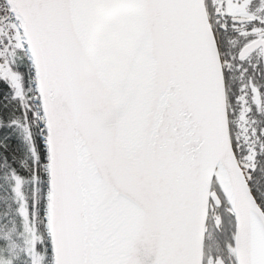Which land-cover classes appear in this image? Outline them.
I'll return each mask as SVG.
<instances>
[{
	"label": "snow or ice",
	"instance_id": "1",
	"mask_svg": "<svg viewBox=\"0 0 264 264\" xmlns=\"http://www.w3.org/2000/svg\"><path fill=\"white\" fill-rule=\"evenodd\" d=\"M0 264H264V0H0Z\"/></svg>",
	"mask_w": 264,
	"mask_h": 264
}]
</instances>
